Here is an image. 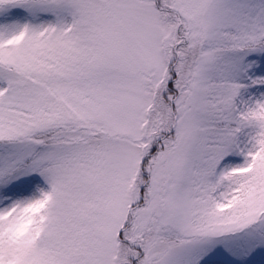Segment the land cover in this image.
<instances>
[{
    "label": "rangeland",
    "instance_id": "374dc122",
    "mask_svg": "<svg viewBox=\"0 0 264 264\" xmlns=\"http://www.w3.org/2000/svg\"><path fill=\"white\" fill-rule=\"evenodd\" d=\"M168 5L0 0L1 264H117L130 217L151 246L146 263L264 264L262 141L228 126L264 114V89H248L243 72L253 0ZM10 19L19 33L8 34ZM173 54L183 77L169 107L179 117L158 159L136 142L170 117L155 100L172 81ZM140 181L152 192L133 212ZM37 203L24 239L12 241ZM161 234L169 240L154 245Z\"/></svg>",
    "mask_w": 264,
    "mask_h": 264
},
{
    "label": "trees",
    "instance_id": "16d2710c",
    "mask_svg": "<svg viewBox=\"0 0 264 264\" xmlns=\"http://www.w3.org/2000/svg\"><path fill=\"white\" fill-rule=\"evenodd\" d=\"M162 3H164V7H168V2L170 0H161ZM253 7H254V14L253 18L255 17L256 19V24L257 28L254 31H249V42L248 44L250 45V50L252 49V53L250 56H248L244 61H243V72H244V78H245V85L247 86L248 89L251 91L257 90V89H264V0H253ZM256 14V15H255ZM19 16V17H24L22 13H15L14 16ZM255 15V16H254ZM173 17V15H172ZM175 17H173L174 19ZM13 19H10L9 21V29H8V34L9 33H19L21 31L20 24L14 23ZM178 23L181 24V21L178 20ZM61 24H59L60 26ZM186 47H189L191 45H185ZM181 48V47H180ZM179 48V49H180ZM184 49V48H183ZM171 54V53H170ZM172 61V65L170 67V72L168 73V77H172V81L168 82L165 86L161 87L162 88V94L157 97L155 100V108L159 107H164L168 109L167 111L169 112L170 117L166 118L164 117V122H162L163 125V131L160 132L157 129L156 122L149 126L147 128V135L145 138L141 141L136 142L137 145L142 146L144 149V152L147 154H150V157L152 155H157L158 154V159L160 158V152L162 154L166 149L169 148L168 143L171 139L170 135V122L173 123V118L174 117H179L178 114L173 113V110H178L177 107L175 106L172 110L169 105H172V102L170 104V101L173 100L178 94H180L179 88L177 86V83L174 81L176 80L178 82V76L181 74L182 76V70L179 68L181 67V61L180 58L173 56L170 57ZM183 67V66H182ZM169 99V100H168ZM164 105V106H163ZM173 114V115H172ZM174 116V117H173ZM236 126L237 129H242L246 133H258L260 135V139L262 141V145L256 154L254 156L255 158L258 159V162L255 164V170L258 168L263 171L261 166L264 168V114L262 115H257L253 114L251 116H246L242 114L240 118H236L234 122H230L228 126L230 129H233V126ZM47 136V134L41 135L34 137V140H36L38 137L39 139ZM150 137L152 140H154L152 143L150 140ZM43 141H47V138L42 139ZM60 142L59 138H52L51 142H54L52 144H56ZM156 143V146L153 147V144ZM240 163H243L244 159H238L234 160ZM260 163V164H259ZM26 165V164H25ZM261 165V166H260ZM22 167L23 165H19ZM152 169V167L150 166ZM152 171V170H151ZM12 173V171L7 172ZM140 179H144L142 172L140 173ZM145 182V181H144ZM144 182L137 183V193H136V198L137 201H135V204L133 205V212L137 211L136 208L137 206H141L143 204V198L145 199L151 192H152V183L149 182L148 184H145ZM144 183V184H143ZM149 197V196H148ZM42 203H37L33 210H30L29 212L25 213L21 217L18 218L17 220V226L13 227L11 231L8 232L9 238L16 241H21L24 239V233L28 227L29 223V218L33 215V213L41 211L40 206ZM42 220V218H40ZM142 220V219H141ZM40 222V220H39ZM140 220H137V218H131L130 221L126 222L124 225L122 234L120 236V243H119V251H118V256H117V264H149L150 262H145L146 260L145 253L148 252L150 249V245H148L147 240L142 241L143 239V234L140 233V237L135 238L134 234V229L136 228L137 225L140 224ZM155 222V221H153ZM151 224V223H150ZM149 224V227L146 229V234L151 233V228L152 225ZM153 234V233H152ZM2 235V233H1ZM169 235V234H168ZM166 236V238L169 240V236ZM38 236V234H37ZM171 236V235H170ZM13 237V238H12ZM172 237V236H171ZM165 237L162 236L159 239V241H154V245L159 246L161 245L163 241H166ZM161 241V242H160ZM21 252H17V256L21 257ZM0 260H1V254H0ZM153 261V260H152ZM1 264V263H0ZM6 264H16V261L14 259H9ZM29 264V263H28Z\"/></svg>",
    "mask_w": 264,
    "mask_h": 264
}]
</instances>
